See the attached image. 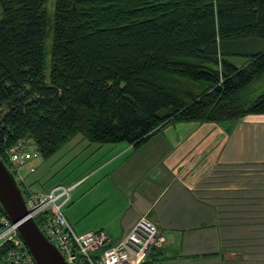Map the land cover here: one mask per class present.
<instances>
[{
    "label": "trees",
    "instance_id": "obj_1",
    "mask_svg": "<svg viewBox=\"0 0 264 264\" xmlns=\"http://www.w3.org/2000/svg\"><path fill=\"white\" fill-rule=\"evenodd\" d=\"M263 74L264 0H0V157L264 114V92L246 95Z\"/></svg>",
    "mask_w": 264,
    "mask_h": 264
},
{
    "label": "crops",
    "instance_id": "obj_2",
    "mask_svg": "<svg viewBox=\"0 0 264 264\" xmlns=\"http://www.w3.org/2000/svg\"><path fill=\"white\" fill-rule=\"evenodd\" d=\"M76 136L89 160L77 172L38 183L39 155L15 175L25 197L72 186L63 213L76 233L117 244L146 216L160 242L143 264H264V114L171 122L140 148Z\"/></svg>",
    "mask_w": 264,
    "mask_h": 264
},
{
    "label": "built area",
    "instance_id": "obj_3",
    "mask_svg": "<svg viewBox=\"0 0 264 264\" xmlns=\"http://www.w3.org/2000/svg\"><path fill=\"white\" fill-rule=\"evenodd\" d=\"M2 109L0 107V114ZM39 155L35 147L22 139L5 151L7 165L15 175H22V167ZM71 191L72 186L57 185L48 192L31 193L25 197L30 216L38 221L41 230L69 264H143L159 244V225L146 216H141L117 244H111V236L102 229L76 233L63 213ZM6 242L12 245L4 258L6 263L37 264L17 225L0 211V247Z\"/></svg>",
    "mask_w": 264,
    "mask_h": 264
},
{
    "label": "water",
    "instance_id": "obj_4",
    "mask_svg": "<svg viewBox=\"0 0 264 264\" xmlns=\"http://www.w3.org/2000/svg\"><path fill=\"white\" fill-rule=\"evenodd\" d=\"M0 204L17 225L19 234L37 264H69L58 248L30 216L25 195L16 176L0 157Z\"/></svg>",
    "mask_w": 264,
    "mask_h": 264
},
{
    "label": "rangeland",
    "instance_id": "obj_5",
    "mask_svg": "<svg viewBox=\"0 0 264 264\" xmlns=\"http://www.w3.org/2000/svg\"><path fill=\"white\" fill-rule=\"evenodd\" d=\"M230 58L237 66H242L247 60V57L244 55L231 56ZM262 92H264V74L248 86V88L246 89V95L250 97L251 100H254ZM220 125L219 127H221ZM198 131L201 132L206 130L198 129ZM78 135L80 136L81 134ZM87 142L91 143L88 140ZM31 146L34 145L31 144ZM82 149L83 148L81 146H74L72 148L68 142L63 147H61V149H59L53 156L47 159H44L42 156L39 157L38 159L42 161L41 163L45 164H43V166L38 171V173L42 174L43 176V179L38 183H47L48 185L53 182H61L62 179L68 176L71 170H76V172L78 171V169H76L75 167L79 163L80 165H87L89 163V160H84V155H86V152ZM0 264H4V261L1 258Z\"/></svg>",
    "mask_w": 264,
    "mask_h": 264
}]
</instances>
